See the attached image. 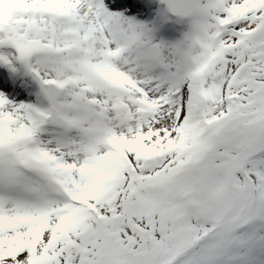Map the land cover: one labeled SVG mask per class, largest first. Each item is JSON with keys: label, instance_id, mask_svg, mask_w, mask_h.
Instances as JSON below:
<instances>
[{"label": "snow or ice", "instance_id": "snow-or-ice-1", "mask_svg": "<svg viewBox=\"0 0 264 264\" xmlns=\"http://www.w3.org/2000/svg\"><path fill=\"white\" fill-rule=\"evenodd\" d=\"M0 264H264V0H0Z\"/></svg>", "mask_w": 264, "mask_h": 264}]
</instances>
